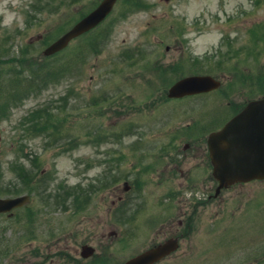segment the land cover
<instances>
[{
	"label": "rangeland",
	"instance_id": "rangeland-1",
	"mask_svg": "<svg viewBox=\"0 0 264 264\" xmlns=\"http://www.w3.org/2000/svg\"><path fill=\"white\" fill-rule=\"evenodd\" d=\"M101 1L0 0V72L20 92L2 96L0 197H32L0 214V264H121L176 236L162 264H262L264 180L211 198L205 149L216 123L264 95V0H119L94 31L44 56ZM160 66L171 74L156 80ZM205 74L223 86L163 100L174 78ZM48 106L63 139L57 122L36 126ZM85 244L94 257H82Z\"/></svg>",
	"mask_w": 264,
	"mask_h": 264
},
{
	"label": "water",
	"instance_id": "water-1",
	"mask_svg": "<svg viewBox=\"0 0 264 264\" xmlns=\"http://www.w3.org/2000/svg\"><path fill=\"white\" fill-rule=\"evenodd\" d=\"M117 0H103L72 30L45 49L51 55L63 49L69 41L96 26L113 9ZM220 81L212 76H189L177 81L169 90V96L182 97L218 88ZM214 175L220 181L218 191L238 181L264 178V98L251 101L243 111L226 126L209 137ZM28 196L0 198V211H7L28 201ZM178 247L176 240H169L134 258L125 264H152ZM83 255L89 256L94 249L83 247Z\"/></svg>",
	"mask_w": 264,
	"mask_h": 264
},
{
	"label": "trees",
	"instance_id": "trees-1",
	"mask_svg": "<svg viewBox=\"0 0 264 264\" xmlns=\"http://www.w3.org/2000/svg\"><path fill=\"white\" fill-rule=\"evenodd\" d=\"M86 47L87 46L85 44L81 45L80 46V51L83 53L85 51ZM10 66H12V65H10ZM44 69L46 70V72L44 74L45 76L46 75L50 76V75H52V74H54L56 72V70H54V69H52L50 67H48V69H46V68H44ZM5 73H7V72L6 71H4L2 73L0 72V116L2 115V113H5V108L8 106V102L5 99H2V96H4V88H6L7 85H10V86L13 87V91H11V96L13 95V97L15 98V97L20 95V92H19L18 88L12 84V79L6 77ZM165 73H166V70H164V68L162 66H160V73H158V76L161 77ZM47 77L39 76V78H42L43 80H45ZM9 81H11V83L7 84ZM21 81H24V80L21 79ZM46 112H47L46 119L44 121H41V123H37L36 126L41 128L42 130H45L46 132H48L50 129H52L51 123H55L56 124V122H57L60 131H58L56 129L55 135H59V133H60V139H63L66 131L65 130H61L65 126L61 115L58 114L60 118H56L55 117L56 114L54 112H52L51 109H48ZM33 128H34V126H29L27 128V131H32ZM261 262L264 263V260L261 261Z\"/></svg>",
	"mask_w": 264,
	"mask_h": 264
},
{
	"label": "flooded vegetation",
	"instance_id": "flooded-vegetation-1",
	"mask_svg": "<svg viewBox=\"0 0 264 264\" xmlns=\"http://www.w3.org/2000/svg\"><path fill=\"white\" fill-rule=\"evenodd\" d=\"M196 146H198V144H197ZM205 151H206V150H205ZM174 154L179 155V153H174ZM193 154H200V153H199V152H195V153H193ZM183 155H184V156H187L188 153H184ZM151 156H154V153L151 154ZM205 157H206V155H205ZM151 165H156V164H150V166H151ZM148 168H149V167H148ZM206 168H207L208 170L212 171L211 164H209V165L207 164V165H206ZM189 173L192 174V176L195 178V175H194L195 172H190V171H189ZM194 178H193V179H194ZM134 180L137 181V179H134ZM210 197L212 198V195H211ZM163 205H165V204H163ZM117 233H118V232H117ZM117 233H115V234H111V235H114V236L118 235V238H119V234H117ZM180 236H182V235H180ZM176 237H178V236H176ZM171 255H173V254L168 255V257L171 256ZM161 261H162V260H161ZM156 264H159V262L156 263Z\"/></svg>",
	"mask_w": 264,
	"mask_h": 264
}]
</instances>
